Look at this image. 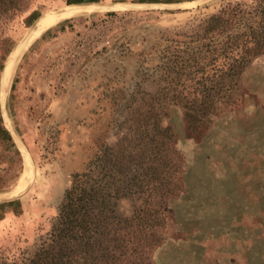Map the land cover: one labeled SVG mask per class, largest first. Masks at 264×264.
Here are the masks:
<instances>
[{"label":"rangeland","instance_id":"obj_1","mask_svg":"<svg viewBox=\"0 0 264 264\" xmlns=\"http://www.w3.org/2000/svg\"><path fill=\"white\" fill-rule=\"evenodd\" d=\"M88 1L129 5L66 18L36 37L3 101L5 64L30 26ZM230 1L242 0H0V264L29 262L48 241L76 173L95 170L121 215L156 195L146 174L103 173L121 160L133 168L122 153L143 147L147 103L159 105L176 72H190L201 19ZM238 82L235 105L211 114L200 136L189 134L181 105L151 114V135L156 123L171 127L182 190L150 205L159 212L147 225L161 237L150 264H264V52ZM22 144L32 177L18 191L27 173Z\"/></svg>","mask_w":264,"mask_h":264},{"label":"trees","instance_id":"obj_2","mask_svg":"<svg viewBox=\"0 0 264 264\" xmlns=\"http://www.w3.org/2000/svg\"><path fill=\"white\" fill-rule=\"evenodd\" d=\"M241 20H246L244 29L236 28ZM198 28L203 41L200 52L193 54V62L188 65L190 72H176L173 84L168 82L161 88L159 105L147 103L140 125L146 141L137 151L128 148L121 155L135 160L133 168L122 160L114 162L117 168L103 166V175L112 170L120 180L131 170L138 177L148 175L156 195L148 194L149 201L132 215H121L111 208L109 185L94 183L95 170L76 173L48 241L29 262L19 264L151 263L152 250L161 237L147 225L159 212L151 210L150 205L161 204L166 194L182 190L178 176L181 158L175 154L171 127L156 123L155 134L151 135L147 132L151 114L157 108L161 115L165 114L171 103L181 105L185 108L189 134L200 136L211 114L235 105V85L240 74L249 61L264 52V0L230 1L218 12L202 18ZM132 187L137 193L136 186ZM116 192L118 195L119 187Z\"/></svg>","mask_w":264,"mask_h":264},{"label":"bare ground","instance_id":"obj_3","mask_svg":"<svg viewBox=\"0 0 264 264\" xmlns=\"http://www.w3.org/2000/svg\"><path fill=\"white\" fill-rule=\"evenodd\" d=\"M123 7L122 4H114L109 5L100 2H75L66 4L62 7H58L52 9L50 11L45 12L19 40V42L15 45L13 50L10 53V56L7 59L3 75H2V88L1 94L2 99L4 101L6 94L11 86L13 75L19 59L27 46L39 35H41L47 29L57 25L62 20L66 18L75 17L78 15H82L84 13H90L110 8H118ZM7 106V105H6ZM9 113V112H8ZM6 114V113H5ZM11 116V115H9ZM8 116V117H9ZM9 119V118H8ZM10 121V120H9ZM13 123V122H12ZM17 135V134H16ZM22 149L24 152L26 166H27V173L22 177L21 182L19 184L18 191L24 187V185L28 182V174L32 177V163L29 156V152L27 148L22 144Z\"/></svg>","mask_w":264,"mask_h":264},{"label":"water","instance_id":"obj_4","mask_svg":"<svg viewBox=\"0 0 264 264\" xmlns=\"http://www.w3.org/2000/svg\"><path fill=\"white\" fill-rule=\"evenodd\" d=\"M88 2H100V3H105V4H109V5H114V4H122L123 5V7H125V6H128L129 4H125V3H121V2H106V1H88ZM119 8V7H118ZM110 9H114V8H110ZM38 19V18H37ZM37 21V20H36ZM36 21L30 26V27H32L34 24H36ZM29 27V28H30ZM23 37V36H22ZM21 37V38H22ZM20 38V39H21ZM18 43V42H17ZM16 43V44H17ZM13 50V49H12ZM6 65V64H5ZM5 68V67H4ZM4 71V70H3ZM1 85H2V82H1ZM1 88H2V86H1ZM1 97H2V94H1ZM21 148H22V146H21ZM22 151H23V149H22ZM29 152V151H28ZM29 156H30V153H29ZM30 159H31V157H30ZM34 172V171H33Z\"/></svg>","mask_w":264,"mask_h":264}]
</instances>
